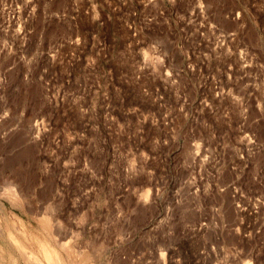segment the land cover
<instances>
[{
  "label": "rangeland",
  "instance_id": "rangeland-1",
  "mask_svg": "<svg viewBox=\"0 0 264 264\" xmlns=\"http://www.w3.org/2000/svg\"><path fill=\"white\" fill-rule=\"evenodd\" d=\"M264 264V0H0V264Z\"/></svg>",
  "mask_w": 264,
  "mask_h": 264
},
{
  "label": "bare ground",
  "instance_id": "bare-ground-1",
  "mask_svg": "<svg viewBox=\"0 0 264 264\" xmlns=\"http://www.w3.org/2000/svg\"><path fill=\"white\" fill-rule=\"evenodd\" d=\"M43 248H44L45 255H46V257H47V259L49 261L55 262L57 264L60 262L58 260V256L55 254L56 252L50 250L51 247L49 248V246H47L46 244H44L43 245Z\"/></svg>",
  "mask_w": 264,
  "mask_h": 264
}]
</instances>
